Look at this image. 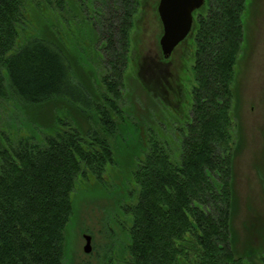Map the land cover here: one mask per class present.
<instances>
[{"label":"trees","instance_id":"16d2710c","mask_svg":"<svg viewBox=\"0 0 264 264\" xmlns=\"http://www.w3.org/2000/svg\"><path fill=\"white\" fill-rule=\"evenodd\" d=\"M248 1L208 0L194 12L188 121L177 149L150 136L124 156L135 199L123 206L126 255L106 245L99 264H264V217L257 246L241 248L234 225ZM141 3L0 0V264H64L78 179L102 178L119 162L117 133L136 126L123 102Z\"/></svg>","mask_w":264,"mask_h":264},{"label":"rangeland","instance_id":"374dc122","mask_svg":"<svg viewBox=\"0 0 264 264\" xmlns=\"http://www.w3.org/2000/svg\"><path fill=\"white\" fill-rule=\"evenodd\" d=\"M158 4L159 0H142L130 32L123 104L136 126L133 122L125 124L113 142L120 163L109 165L102 178L89 173L78 179L72 193L74 214L65 229L64 264H99L97 251L101 243L104 249L107 245V250L113 244L118 261L126 255L121 252L126 244L121 226L129 223V216L123 206L126 200L133 203L135 199L129 195L132 182L124 156L135 150L137 143L146 145L150 136L168 138L177 149V133L191 113L195 46L181 43L169 60L163 59ZM246 34L247 43L238 59L234 84L242 132V146L234 161L239 203L234 225L243 249L249 247L248 242L251 246L259 244L260 236L253 225L261 226L264 217V185L260 175V169L264 170V0L248 1ZM161 59L163 63H159ZM179 75L183 96L179 92ZM168 84L172 87L165 86ZM85 233L93 236L94 252L90 256L83 250Z\"/></svg>","mask_w":264,"mask_h":264},{"label":"water","instance_id":"95a60500","mask_svg":"<svg viewBox=\"0 0 264 264\" xmlns=\"http://www.w3.org/2000/svg\"><path fill=\"white\" fill-rule=\"evenodd\" d=\"M205 0H160L158 13L163 24L160 45L165 58H169L176 46L191 32L194 12L201 8ZM86 253L92 251V235L84 234Z\"/></svg>","mask_w":264,"mask_h":264},{"label":"flooded vegetation","instance_id":"af4514ba","mask_svg":"<svg viewBox=\"0 0 264 264\" xmlns=\"http://www.w3.org/2000/svg\"><path fill=\"white\" fill-rule=\"evenodd\" d=\"M159 1H160V0H159ZM207 1H208V0H205L204 5L207 4ZM204 5H203V6H204ZM203 6H202V7H203ZM202 7H201V8H202ZM201 8H199V9H201ZM199 9H198V10H199ZM157 10H158V7H157ZM158 15H159V13H158ZM159 17H160V16H159ZM160 20H161V19H160ZM161 23H162V21H161ZM162 26H163V24H162ZM187 37H188V36H187ZM187 37H186V38H187ZM186 38H185L183 41H181L179 44H181V43H183V44H189V43H188V40H186ZM159 42H160V41H159ZM179 44H178V45H179ZM178 45H177V46H178ZM160 46H161V45H160ZM177 46H176V47H177ZM175 49H176V48H175ZM175 49H174V51H175ZM161 50H162V49H161ZM174 51H173V52H174ZM173 52H172V54H171V56H170L169 58H165L164 55H163V59H166V60L168 59V60H169V59L172 57ZM162 53H163V52H162ZM163 59L159 60V63H163V62H164ZM193 60H194V59H193ZM177 79H178L179 92H180V93L182 94V96H183V87H182L183 84H182V78H181V76L179 75ZM166 81H167V80H166ZM165 86H170V87H172L171 84H168V85H165ZM182 96H181V97H182ZM181 102H182V101H181ZM90 234H91V233H90ZM91 235H92V234H91ZM92 241H93V236H92ZM103 251H104L103 243H101V244L99 245V250L97 251V252H98L97 260H99V262L101 261V257H102V255H103V254H102ZM93 252H94V249H93V245H92V251H91L90 253H86V254H89V256H90V254L92 255ZM117 252H118V251H117Z\"/></svg>","mask_w":264,"mask_h":264}]
</instances>
